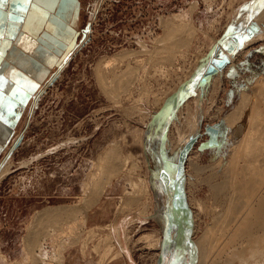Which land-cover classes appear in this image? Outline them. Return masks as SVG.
I'll return each instance as SVG.
<instances>
[{
  "label": "rangeland",
  "instance_id": "rangeland-1",
  "mask_svg": "<svg viewBox=\"0 0 264 264\" xmlns=\"http://www.w3.org/2000/svg\"><path fill=\"white\" fill-rule=\"evenodd\" d=\"M256 1L85 0L78 50L22 107L0 156V264H31L32 250L42 264H164L170 216L185 236L167 264H196V242L215 237L213 219L227 204L208 183L230 159L239 119L227 115L264 83V14L256 37L241 42L253 13H264V5L254 12ZM168 20L188 25L189 37L167 29ZM99 69L117 99L105 93ZM115 145L129 169L92 208L45 223L47 232L26 248L40 211L86 207L106 175L100 158ZM140 180L147 195L132 191ZM247 251L232 264H264Z\"/></svg>",
  "mask_w": 264,
  "mask_h": 264
},
{
  "label": "bare ground",
  "instance_id": "bare-ground-1",
  "mask_svg": "<svg viewBox=\"0 0 264 264\" xmlns=\"http://www.w3.org/2000/svg\"><path fill=\"white\" fill-rule=\"evenodd\" d=\"M263 5L264 0L256 1L253 7V9H255L254 12H256V9L260 10ZM263 14L264 13L257 15L256 13H253L252 19L256 25H259L260 17H262ZM165 27H167V29L169 30L173 29L175 33H186L185 36L187 38L189 37L190 30L188 28V25L173 24V21L168 20L165 23ZM256 34L251 40L248 41V43L256 37ZM181 40L185 41V38H180V41ZM184 41H181L180 44L186 42ZM233 53L234 52H232V54ZM226 55L229 56L227 52L224 54V56ZM214 65L215 63L211 64L210 67L213 68ZM102 66L103 65L100 63L97 67L100 68ZM98 72L99 80L103 85L105 93L109 97L117 99L119 97L118 91L113 88L111 82L109 83L107 81V78L103 76L100 69ZM202 76L203 75H201V77ZM255 91L254 95H251L252 97L251 99H249L247 104L246 100L248 99V97L243 94L237 109L233 110L227 115L228 119H239L238 124L234 127V139L233 141H231L232 138L230 139V159L227 166L223 168L222 172H219L220 169L216 170L208 178L210 189L213 192L224 193L227 204L225 205L224 211L220 212L219 214L217 213L218 216L215 219L212 218L213 220H215L214 225L216 227L215 229L217 230L215 237L211 238V236H209L211 233H206L207 235L203 236V238L201 239L199 238L196 242V246H198L199 249V254H197L198 261L195 262L196 264H221L223 262L224 264H232L233 260L234 262L236 259L243 260L244 255L246 256L245 253L247 250H245V246L247 245L248 247L246 248H248L250 255H259L260 258H264V83L261 88L259 87L258 90ZM244 107L245 110L242 114V109ZM239 108H241V115H238L237 110ZM168 148H170V146H168ZM167 152L168 163L176 167V165L178 164V155H176L171 148L170 150L168 149ZM100 160L102 161V165H100V167L101 169H104L106 175H103L99 182H94V184L90 188L88 196L84 200V202L86 203L84 205L86 207L62 208L60 206L50 207L43 211H40L35 220H32L33 223L29 228V233L27 237L25 236L24 238L26 248H33L41 238V235L47 232L44 228L45 223L55 222L57 220L71 216H74V218H76L78 217L79 213L92 208L100 201L101 197L103 196L108 181L128 168V158H126L122 162L119 161L118 149L116 145L109 148L100 158ZM104 164L105 167H103ZM0 166L1 180L3 171L6 168V163L1 164ZM218 177L221 181H214V178ZM140 182L141 184H138L136 182L133 183L132 191L136 192L140 196L147 195L149 187L146 181L140 180ZM177 225L178 222L176 221V219L170 216V236L168 242L166 241V245L164 247V264L169 263L171 258L176 254L178 247L182 246L185 234L183 231H180V233L177 232ZM203 234L205 233L203 232ZM72 240H74V238ZM238 240H242L239 245ZM77 242L72 243L75 244ZM244 242H246V244H244ZM41 245L38 247L40 248ZM158 246L159 244L157 245V247ZM34 251L35 250H32L29 255L31 264H42L36 258ZM242 262L244 261H241V263ZM55 264H61V262L56 261Z\"/></svg>",
  "mask_w": 264,
  "mask_h": 264
},
{
  "label": "crops",
  "instance_id": "crops-1",
  "mask_svg": "<svg viewBox=\"0 0 264 264\" xmlns=\"http://www.w3.org/2000/svg\"><path fill=\"white\" fill-rule=\"evenodd\" d=\"M85 0H41L32 6L4 0L0 8V156L21 109L81 43Z\"/></svg>",
  "mask_w": 264,
  "mask_h": 264
},
{
  "label": "water",
  "instance_id": "water-1",
  "mask_svg": "<svg viewBox=\"0 0 264 264\" xmlns=\"http://www.w3.org/2000/svg\"><path fill=\"white\" fill-rule=\"evenodd\" d=\"M249 11H251V9ZM258 30H259L258 25H256L253 19L250 18L249 25L247 26V30L243 33L241 37V42L245 43L251 40L255 36Z\"/></svg>",
  "mask_w": 264,
  "mask_h": 264
},
{
  "label": "snow or ice",
  "instance_id": "snow-or-ice-1",
  "mask_svg": "<svg viewBox=\"0 0 264 264\" xmlns=\"http://www.w3.org/2000/svg\"><path fill=\"white\" fill-rule=\"evenodd\" d=\"M3 2H4V0H0V8L3 7ZM34 2L36 4H39L41 2V0H22L23 4H26V5H29V6H32L34 4ZM2 56H3V53L0 52V57H2Z\"/></svg>",
  "mask_w": 264,
  "mask_h": 264
}]
</instances>
